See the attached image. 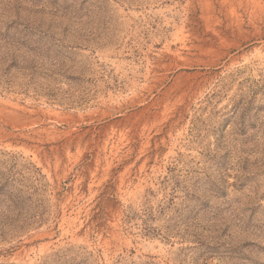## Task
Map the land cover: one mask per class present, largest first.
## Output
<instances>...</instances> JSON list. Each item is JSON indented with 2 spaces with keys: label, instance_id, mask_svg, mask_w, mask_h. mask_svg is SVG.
<instances>
[{
  "label": "rangeland",
  "instance_id": "374dc122",
  "mask_svg": "<svg viewBox=\"0 0 264 264\" xmlns=\"http://www.w3.org/2000/svg\"><path fill=\"white\" fill-rule=\"evenodd\" d=\"M0 264H264V0H0Z\"/></svg>",
  "mask_w": 264,
  "mask_h": 264
}]
</instances>
